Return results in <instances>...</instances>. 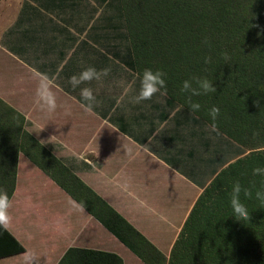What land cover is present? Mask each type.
<instances>
[{
    "label": "crops",
    "instance_id": "crops-1",
    "mask_svg": "<svg viewBox=\"0 0 264 264\" xmlns=\"http://www.w3.org/2000/svg\"><path fill=\"white\" fill-rule=\"evenodd\" d=\"M18 5L10 29L1 33L0 48L15 58L21 57L18 76L26 79L31 103L27 114L9 105L23 116L22 125L29 127L26 130L39 144L43 157L57 160L56 165L81 180L167 255L201 189L186 166L191 151L178 148L180 122L175 115L179 103L168 102L162 90L150 101L132 102L139 89V74L130 64V52L127 61L121 58V44L112 37L115 24L101 18L105 14L97 1L86 6L83 0H18ZM89 66L109 68V75L73 90L68 78ZM125 67L133 75L125 72ZM41 73L53 79L57 100L56 111L44 117L34 103L36 78ZM83 87H90L97 101L87 113L81 108ZM51 121L48 131L46 125ZM35 126L45 127L53 142L41 140L31 129ZM51 144L60 146V151L57 153ZM53 183L57 194L42 202L23 195L17 198L18 186H13L9 199L12 216L19 224H9L7 230L23 249L1 258L22 264L19 259L29 252L35 256L34 264H47L62 246L52 260L55 264L68 246H78L114 252L122 264L131 255L142 262L84 205L55 180ZM51 220L53 224H49ZM24 224L27 230L37 227V232L25 233ZM162 238L169 242L163 245L158 241Z\"/></svg>",
    "mask_w": 264,
    "mask_h": 264
},
{
    "label": "trees",
    "instance_id": "trees-1",
    "mask_svg": "<svg viewBox=\"0 0 264 264\" xmlns=\"http://www.w3.org/2000/svg\"><path fill=\"white\" fill-rule=\"evenodd\" d=\"M131 66L163 71L168 102L188 109L179 92L193 75L213 81L215 94L194 97L197 112L212 124L207 110L220 109L216 127L245 147L239 155L211 169L164 255L118 212L54 158L23 127V116L0 98V190L10 196L18 152L49 174L73 198L115 234L145 264H264V206L242 200L250 219L232 216L229 194L239 180L248 187L264 166V0H120ZM116 27V26H115ZM207 37L211 47L202 41ZM228 53L225 62L221 53ZM212 62L205 63L204 57ZM189 110V109H188ZM176 118V117H175ZM253 132L259 135L253 136ZM199 183V182H198ZM23 249L0 227V257ZM55 264H122L111 251L68 246Z\"/></svg>",
    "mask_w": 264,
    "mask_h": 264
},
{
    "label": "rangeland",
    "instance_id": "rangeland-1",
    "mask_svg": "<svg viewBox=\"0 0 264 264\" xmlns=\"http://www.w3.org/2000/svg\"><path fill=\"white\" fill-rule=\"evenodd\" d=\"M83 1L85 2L86 6H93L97 1L101 13L105 14L104 17L101 18H103L105 22L115 24L116 29L112 31L114 34L112 37L116 38L121 44V58L127 61L129 59V51L126 42L127 34L123 14L121 11L120 0H92L95 4L92 2L90 3L89 0ZM18 7V0H13V4L11 0H0V40L2 39L1 33L10 29V25L12 24L13 20L12 15L16 14ZM23 55H21L22 58ZM16 56L17 57L15 58L9 52L2 51L0 48V97H2L8 104L13 105L23 114H27V109L29 103H31V99H29L30 94L29 91L27 92V85L24 84L26 79L18 76L22 66L20 63L21 57L19 55ZM124 70L125 72H129L133 75L131 69L125 67ZM38 112L41 114V117L50 114L41 111L40 109ZM175 117L180 122V140L178 148H180V150L189 149L191 151L186 166L189 167L190 173L198 180L201 186L204 185L211 177L212 168L216 167L218 169L220 167V163L224 161L226 162L228 159L231 160L245 149L243 145L239 144L231 137H228L217 127L216 130L213 131L210 122L196 113H191L190 110L186 109L181 104L179 105L178 112ZM51 123L53 122L51 121L47 123L46 129L51 126ZM26 129H29V127H26ZM31 129L34 131V133L40 136L41 140H48L47 142L51 141V136L48 134V132L44 131L45 127L39 128L35 126V128ZM51 146L56 149L55 151H57V153L60 151V146H56V144H51ZM44 178H46L47 184H45ZM50 179V177L48 178L47 176H44L43 173H41V171L29 161L27 156L21 152H18L14 171V185L18 186L16 191L17 198L20 195H23L22 197L26 199L30 197L31 200L39 199L41 202L43 200L45 201L44 198L52 200V197L57 194L54 191L57 190L58 192V189L54 187L56 186L53 183L54 180L51 179V181ZM48 184H50L49 186L53 189V191H48L50 187L47 186V191L44 190V192H42L43 188ZM12 210L13 206L8 209L9 216L11 218L9 224L11 226H18L19 222L17 218L12 216ZM49 224H53L52 220L49 222ZM181 224L182 222L180 223V226ZM41 226L45 228L44 224ZM35 228L37 227H32L31 229L27 230L24 224V231L27 234L37 232L35 231ZM40 231H42V228ZM158 241L163 245H165V242H169V240H165L163 238L162 240ZM62 249V246L58 247L53 255V258H55ZM53 258L47 264H51ZM125 259L126 260L124 264H145L143 261V263L141 261H137V258L133 255H131L129 258L126 256ZM19 260L23 264V259ZM12 262L15 263L9 258L0 257V264H12Z\"/></svg>",
    "mask_w": 264,
    "mask_h": 264
},
{
    "label": "clouds",
    "instance_id": "clouds-1",
    "mask_svg": "<svg viewBox=\"0 0 264 264\" xmlns=\"http://www.w3.org/2000/svg\"><path fill=\"white\" fill-rule=\"evenodd\" d=\"M202 43L211 47L207 37ZM221 59L227 62L230 57L228 53L220 54ZM204 62L211 63L212 57H204ZM39 72V71H38ZM110 69H97L94 66H89L83 69L78 74H73L68 78V83L72 89L75 90L80 85L90 84L92 81H99L102 77L109 75ZM165 73L159 69L153 71L150 68L143 70L139 74V89L135 96L132 97V102L140 104L144 101H150L161 90H166ZM37 85L35 91L34 103L38 109L47 113H53L57 109L56 94L53 91V79L45 73H41L40 78H36ZM180 94L185 98V104L191 113L195 114L201 111L202 105L199 101L194 100V97L208 96L216 93V88L213 86V81L207 77L197 75L191 76L181 82L179 88ZM80 96L84 103L81 108L84 112H91L97 106L96 97L90 87H83L80 89ZM207 115L212 121L211 128L216 130V121L220 116V109L217 106H212L207 110ZM259 135L258 132H253V136ZM254 177H260V187L257 188L255 182L248 187L242 186L239 180H236L229 194V205L232 210V216L238 221H248L250 219V212L243 200L255 199L261 206H264V166H257L252 169ZM243 197V200H242ZM11 201L6 190H0V227L7 228L10 223V216L8 209L11 207ZM23 255V264H34L35 256L25 252Z\"/></svg>",
    "mask_w": 264,
    "mask_h": 264
}]
</instances>
